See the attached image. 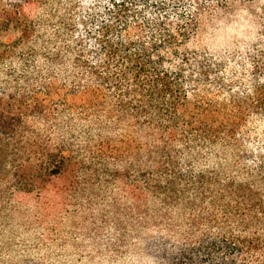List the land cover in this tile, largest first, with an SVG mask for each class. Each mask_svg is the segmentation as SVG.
Listing matches in <instances>:
<instances>
[{
    "label": "trees",
    "instance_id": "obj_1",
    "mask_svg": "<svg viewBox=\"0 0 264 264\" xmlns=\"http://www.w3.org/2000/svg\"><path fill=\"white\" fill-rule=\"evenodd\" d=\"M37 1L0 0V31H17L0 41V218L62 177L85 193L103 176L135 201L112 205L116 225L174 235L168 264H264L263 162L241 179L196 166L264 137V0H85L62 22L89 43L56 48L28 21Z\"/></svg>",
    "mask_w": 264,
    "mask_h": 264
},
{
    "label": "rangeland",
    "instance_id": "obj_2",
    "mask_svg": "<svg viewBox=\"0 0 264 264\" xmlns=\"http://www.w3.org/2000/svg\"><path fill=\"white\" fill-rule=\"evenodd\" d=\"M82 1L85 0H39L28 10V21H32L37 35L44 36L50 48L64 44L63 38L73 45L72 35L77 33L88 44V29H66L62 22V18L77 14L73 11ZM15 33L0 31V41L16 40ZM37 44L38 48L46 45L42 40ZM66 56L59 65L63 67L55 69L61 83L72 81L69 74L76 75L72 55ZM44 62L43 57L35 60L39 68L45 67ZM14 67L22 69L17 62ZM116 131L108 130L107 136L120 141ZM96 134L94 131V137ZM251 140L256 141H250L246 150L240 152L241 158L237 149H212L208 158L197 161L196 166L210 168L223 163L228 175L247 177L258 160L264 164V137ZM247 156L248 161L244 159ZM130 174L135 188L137 174ZM89 181L85 193L61 191L67 182L62 177L54 181L42 200L37 193L19 195L13 202L15 213L7 219L0 218V264H168L173 260L179 244L164 224L140 229L131 223L130 227L127 224V230L122 229L124 224L116 225L109 211L112 205H134L135 201L121 197L118 184L108 177H93Z\"/></svg>",
    "mask_w": 264,
    "mask_h": 264
}]
</instances>
